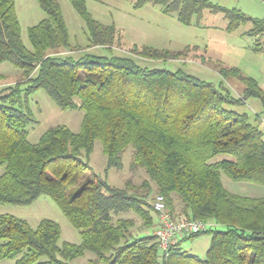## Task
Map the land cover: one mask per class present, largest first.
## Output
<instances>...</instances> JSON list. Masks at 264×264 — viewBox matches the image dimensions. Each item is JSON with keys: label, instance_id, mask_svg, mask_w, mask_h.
<instances>
[{"label": "trees", "instance_id": "trees-1", "mask_svg": "<svg viewBox=\"0 0 264 264\" xmlns=\"http://www.w3.org/2000/svg\"><path fill=\"white\" fill-rule=\"evenodd\" d=\"M37 1L46 17L29 28L28 49L15 0H0V64L9 63L22 72L19 82L0 89V165L5 167L0 175V206H28L47 195L79 232L81 243L59 245L61 227L52 220L44 219L34 228L26 220L4 215L0 260L69 264L89 252L94 255L89 264H264V196L231 193L222 181L224 173L234 182L264 186V135L246 114L231 109L251 98L264 107L258 83L237 68H221L224 79L236 77L245 86L241 97L235 98L224 83L217 87L182 71L143 68L128 57L61 56L63 49L74 51L61 6L57 0ZM70 1L86 25L87 48L112 52L122 41L117 26L95 20L86 0ZM131 1L135 8L159 5L163 14H175L185 26L200 22L203 12L210 10L230 21L229 32L252 21L248 34H264V20L207 0ZM193 48L198 50L172 52L134 45L129 54L178 61ZM40 89L61 110L84 112L78 133L60 125L49 128L38 143L29 142L32 119L27 98ZM97 141L107 170L121 169L122 156L132 147L131 170H143L148 176L141 187L131 181L124 188L113 187L95 175L79 184L90 170ZM153 184L174 218L210 224L190 237L211 235L204 259L183 251L184 240L160 259L154 235L158 221L147 202ZM129 212L142 220L144 228L121 217ZM215 225L224 230L211 228Z\"/></svg>", "mask_w": 264, "mask_h": 264}, {"label": "rangeland", "instance_id": "rangeland-1", "mask_svg": "<svg viewBox=\"0 0 264 264\" xmlns=\"http://www.w3.org/2000/svg\"><path fill=\"white\" fill-rule=\"evenodd\" d=\"M57 1L68 25L71 47L74 50L71 52L63 49L60 52L61 56L70 55L76 60L85 54L128 57L143 68L171 72L182 71L217 87L224 83L233 97L240 98L245 86L236 77L224 79L219 73L221 68H237L243 76L253 78L264 92V34L260 36L248 34L253 27L252 21L229 32L227 28L230 21L223 14H214L210 10L203 12L200 22L193 20L191 25L185 26L177 20L175 14H163L159 5L147 4L141 8H135L134 2L131 0H86L87 10L95 20L105 25L115 24L119 28L122 41L116 43L110 52L102 47L87 48V28L84 21L70 0ZM207 1L228 10H237L250 19L264 20L263 0ZM15 3L23 43L28 49H31L28 30L42 21L46 14L37 0H15ZM134 45L172 52H180L186 47H196L198 50L193 48L187 58L178 61H153L131 56L129 51ZM77 49L82 51H77ZM83 75L84 73L81 72V76ZM21 76L22 72L11 64H0V89L16 84L20 81ZM75 101L79 104L78 99ZM27 102L32 119L27 127L30 143H38L40 137L49 128L55 126H67L75 133L80 131L83 111L78 109L61 110L55 101L41 89L30 94ZM231 109L239 114H246L250 122L258 126L264 135V107L258 99L251 98L243 105ZM132 154L133 149L129 146L122 156V168L112 167L107 170V158L102 152L101 143L97 141L90 157V170L79 181V184L95 175L106 180L113 187L124 188L128 181L141 187L148 176L143 170L135 172L131 170ZM4 169L5 167L0 165V175L3 174ZM222 181L225 188L231 193L252 197L264 196V186L262 185L234 182L224 173H222ZM152 187L153 191L147 194V202L155 219V215L151 211V204L156 195V188L154 184ZM4 215L26 220L34 228L44 219L52 220L61 227L62 235L59 245H62L63 242L81 243L79 232L72 226L60 207L47 195H42L28 206L1 205L0 216ZM121 217L131 218L135 220L137 227L144 228L142 220L131 212L122 214ZM211 228L224 230V227L216 225ZM210 245L211 235L202 234L185 239L181 248L183 251L204 259ZM93 258L94 255L87 252L83 257L69 261V264H89ZM0 264H15V262L0 260Z\"/></svg>", "mask_w": 264, "mask_h": 264}, {"label": "built area", "instance_id": "built-area-1", "mask_svg": "<svg viewBox=\"0 0 264 264\" xmlns=\"http://www.w3.org/2000/svg\"><path fill=\"white\" fill-rule=\"evenodd\" d=\"M151 206L158 221V227L154 235L158 240V251L161 260L169 256L172 246L210 228L208 222L189 220L183 216L174 218L167 209L165 198L160 194L155 195Z\"/></svg>", "mask_w": 264, "mask_h": 264}, {"label": "crops", "instance_id": "crops-1", "mask_svg": "<svg viewBox=\"0 0 264 264\" xmlns=\"http://www.w3.org/2000/svg\"><path fill=\"white\" fill-rule=\"evenodd\" d=\"M117 26V25H116ZM118 28V27H117ZM119 29V28H118ZM183 241V240H182ZM182 245V242L180 243V246Z\"/></svg>", "mask_w": 264, "mask_h": 264}]
</instances>
